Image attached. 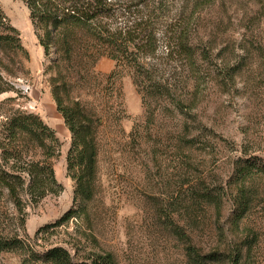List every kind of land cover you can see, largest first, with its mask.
Wrapping results in <instances>:
<instances>
[{
  "label": "rangeland",
  "instance_id": "rangeland-1",
  "mask_svg": "<svg viewBox=\"0 0 264 264\" xmlns=\"http://www.w3.org/2000/svg\"><path fill=\"white\" fill-rule=\"evenodd\" d=\"M145 4L158 17L156 57L146 60L153 71L164 70L176 99L184 100L181 107L167 105V111L154 115L145 112L129 75L114 85L108 82L114 67L109 58L103 56L93 66L55 63L54 49L45 56L38 44L24 2L0 0V12L19 34L24 52L15 56L18 69L2 74L16 93L1 95L0 102L14 98L9 107L37 115L54 132L58 142H37L32 160L49 163L60 186L37 204L21 194V226L6 192L0 191L3 227L16 230L37 253L56 244L72 246L84 263L108 253L114 264H194L188 251L194 242L202 252L238 254L239 264H264V176L252 175L244 182L251 207L234 222L238 188H243L239 162L254 157L264 162V0H129L125 15L136 14ZM178 21L188 25L189 42L202 52L198 65L205 83L195 91L189 87L194 73L186 79L172 62L164 66L157 58L166 44L162 35ZM53 90L64 107L84 109L90 119L96 157L93 196L86 203L75 200L76 184L66 164L71 133ZM150 116L152 124L146 125ZM135 126L141 138L133 140ZM178 131L192 141L179 142ZM205 190L222 199L219 209L194 207L193 192ZM82 206L86 213L78 222L35 241L39 228ZM175 228L190 242L177 237ZM23 258L20 251L1 253L0 264H22Z\"/></svg>",
  "mask_w": 264,
  "mask_h": 264
},
{
  "label": "trees",
  "instance_id": "trees-1",
  "mask_svg": "<svg viewBox=\"0 0 264 264\" xmlns=\"http://www.w3.org/2000/svg\"><path fill=\"white\" fill-rule=\"evenodd\" d=\"M22 1L29 12V20L38 44L43 48L45 56L54 49L57 55L53 59L55 63L66 60L74 66L86 64L93 66L97 59L105 56L114 62L113 70L107 78L108 82L114 85L117 80L129 75L141 96L145 112L146 110L150 112L149 115H154V111L160 113L161 110H166L167 105L181 107L184 100L176 99L178 98L175 95L176 90L172 83L164 78V70L153 71L146 60L156 57V49L153 47L154 25L158 18L155 10L148 9L147 4L136 14L127 16L125 14L129 13L127 5L129 0ZM168 26L171 27V24ZM168 32L162 35L166 44L157 57L158 60L163 61L164 66L172 62L175 65L174 69L185 73L186 79L189 78V73H194L189 87H194V91L198 90L200 85L205 83L204 70L198 65L202 52L189 42L188 25L178 21V25ZM18 53H24L19 34L0 12V96L9 92L16 93L2 74H13L15 69H18L19 62L15 61ZM53 97L57 110L71 133L66 164L67 171L76 184L75 200L79 199L80 202L86 203L93 196L96 157L90 119L84 109L64 107L54 90ZM165 100H170L168 102L170 104ZM13 101L14 98H8L0 102V191L6 192L21 226L25 218L22 193L31 204H37L46 195L54 194L60 188L51 165L46 161L32 160L37 142L41 144L45 139L51 143L58 141L54 132L37 115L9 107ZM120 119L122 117L117 116L116 120ZM145 122L146 125L152 124V116ZM136 128L135 126L130 133L133 140L141 138ZM177 137L179 142L192 141L186 136L183 138L179 131ZM253 160L239 162L241 166L238 170V181L243 188H238L236 204L239 209L234 218L235 223L240 222L251 207V199L244 193V182L252 175L264 176V162L257 157ZM256 161L260 162L258 166ZM191 199L197 209H203L205 205H213L219 209L222 201L220 197L213 196L207 190L201 193L194 191ZM84 207L70 209L55 222L39 228L34 235L35 241L44 240L50 231L66 226L71 221L78 222L86 213ZM1 216L0 214V254L20 251L24 254L22 264H114L108 253L95 254L88 258L86 263L79 262L76 249L72 246L67 249L60 244L37 253L22 243L16 230L7 232V226L3 227ZM174 233L181 240L185 239V243L190 242L187 241L189 237L180 229L175 228ZM188 251L193 257L194 264H219L226 261L230 264L240 263L238 254L231 256L219 250L202 252L194 242L188 246Z\"/></svg>",
  "mask_w": 264,
  "mask_h": 264
}]
</instances>
